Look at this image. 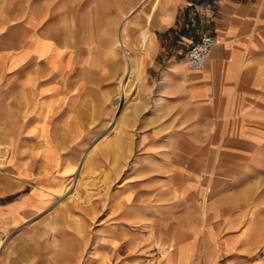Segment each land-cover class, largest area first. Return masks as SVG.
<instances>
[{"label": "rangeland", "instance_id": "rangeland-1", "mask_svg": "<svg viewBox=\"0 0 264 264\" xmlns=\"http://www.w3.org/2000/svg\"><path fill=\"white\" fill-rule=\"evenodd\" d=\"M161 1L74 0L78 80L88 88L78 91L76 128L63 140L62 167L46 139L41 145L55 161L49 175H42L38 159L24 171L15 145L13 154L0 145V168L16 183L0 201V264H264V137L232 153L231 145L209 143L205 127H192L189 106L175 93L163 95L177 86L163 72L172 70L173 59L187 64L186 48L195 40L187 39L201 31L184 22L180 9L171 28L156 32L153 47ZM49 2L55 20L61 0H24L26 14ZM54 27L45 29L54 34ZM90 39L93 69L86 63ZM150 49L152 55L140 53ZM58 61L52 67H60ZM37 64L22 69L33 74L27 94L40 118L55 97H35L40 80L46 82L41 71H48ZM20 88L16 84L9 101L23 102ZM47 88L55 90L51 83ZM24 144L18 143L21 153L29 148ZM209 151L222 157L205 158ZM24 202L39 208L9 224L4 212Z\"/></svg>", "mask_w": 264, "mask_h": 264}, {"label": "crops", "instance_id": "crops-1", "mask_svg": "<svg viewBox=\"0 0 264 264\" xmlns=\"http://www.w3.org/2000/svg\"><path fill=\"white\" fill-rule=\"evenodd\" d=\"M75 4L74 0L57 2L54 20L50 15V2L26 14L24 0H0V145L6 154H13L12 145H15L17 159L24 161V171H31L28 164L32 159H38L44 165L40 170L42 175H49L55 169L54 159H49L41 145L45 139L55 149L59 168L62 167L63 140L69 141L68 137L74 136L76 124L73 112L78 91L83 86L88 88L85 80L82 84L78 80L81 63L80 41L76 38L77 29L74 26L77 24L74 21ZM180 9L184 22L195 26L200 34L206 32L218 37L219 43L212 48L199 72L191 71L189 74L182 63L178 65L174 59L171 60L168 67L172 70H165L163 74H170V82L175 78L177 86H168L163 95L170 98L175 93L177 102L189 106L187 114H190L192 127H205L210 135L209 143L231 145L232 153L238 154L240 143H254L264 137V0H162L152 21L153 47L158 44L156 32L163 33L171 28ZM53 22L54 34L45 29ZM149 36L146 26L142 30L145 43ZM198 36L187 40H196ZM53 37L58 46L54 45ZM93 42V39L88 40L86 46V63L90 68L88 59L94 58V55L89 45ZM140 53L142 56L152 55L153 51ZM109 54L110 51L103 53L105 57ZM132 57L134 60V54ZM29 61L35 65H38L37 62L40 65L45 63L48 69L47 73L45 69L41 71L46 82L40 80L35 97H44L46 92L55 97L47 114L40 118L33 114V85L30 83L33 74L22 69ZM57 61L60 67H52ZM38 77L43 78L41 73ZM9 78H14L13 84L6 81ZM50 83L54 84L53 92L47 91ZM16 84L21 86L19 90L24 99L17 104L9 101ZM21 140L25 141L24 148L25 145L29 147L22 153L18 150ZM210 151L205 158L222 157L221 154L212 155ZM5 174L0 168V201L12 187H16V183ZM36 208L39 207L24 202L11 213H4L10 219L9 224H13L24 220ZM13 215L14 220L11 221Z\"/></svg>", "mask_w": 264, "mask_h": 264}, {"label": "built area", "instance_id": "built-area-1", "mask_svg": "<svg viewBox=\"0 0 264 264\" xmlns=\"http://www.w3.org/2000/svg\"><path fill=\"white\" fill-rule=\"evenodd\" d=\"M219 43L218 37L203 32L186 48L185 58L189 68L199 72L205 66L212 48Z\"/></svg>", "mask_w": 264, "mask_h": 264}, {"label": "bare ground", "instance_id": "bare-ground-1", "mask_svg": "<svg viewBox=\"0 0 264 264\" xmlns=\"http://www.w3.org/2000/svg\"><path fill=\"white\" fill-rule=\"evenodd\" d=\"M210 54H211V53H210ZM187 65H188V64H186V65L184 66L185 70H187ZM188 67H189V66H188Z\"/></svg>", "mask_w": 264, "mask_h": 264}]
</instances>
